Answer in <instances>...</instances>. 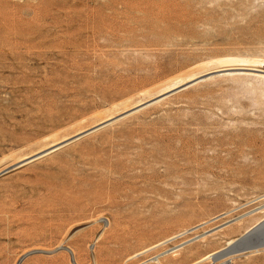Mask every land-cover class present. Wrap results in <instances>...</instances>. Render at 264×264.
<instances>
[{"label":"rangeland","instance_id":"374dc122","mask_svg":"<svg viewBox=\"0 0 264 264\" xmlns=\"http://www.w3.org/2000/svg\"><path fill=\"white\" fill-rule=\"evenodd\" d=\"M257 71L264 0H0V264H264Z\"/></svg>","mask_w":264,"mask_h":264},{"label":"bare ground","instance_id":"6f19581e","mask_svg":"<svg viewBox=\"0 0 264 264\" xmlns=\"http://www.w3.org/2000/svg\"><path fill=\"white\" fill-rule=\"evenodd\" d=\"M252 59V58H251ZM254 59V58H253ZM231 60H233V59H231ZM255 60V59H254ZM229 61V60H228ZM241 70V69H240ZM253 75H255V76H257V77H259V78H261V79H264V72H262V71H257V72H255ZM180 80V79H179ZM261 81V80H260ZM264 81V80H263ZM148 91V90H147ZM163 91V90H162ZM171 92V91H170ZM129 102V101H128ZM139 108V107H138ZM59 145V144H58ZM59 147V146H58ZM47 152H49V150H47ZM46 153V152H45ZM46 154H48V153H46ZM45 154V155H46ZM45 155H40V157H42V156H45ZM38 156V155H37ZM30 160V158H26L25 160ZM32 159V158H31ZM260 209V208H259ZM253 213V212H252ZM257 216H259V214L257 215ZM225 217H227V214H223V215H219V216H216V217H214V218H212L211 219V221H206V222H203V223H201V224H199V225H197V226H195L194 228H192V229H189V230H187V231H185V232H183L182 234H180V235H178V236H175V237H173L172 238V240L174 239V241H171V242H169L167 245H169V244H171V243H175L176 241H178V240H180V239H182V238H185V237H187V236H189V235H185V234H188V233H193V232H197V231H199L200 229H202L203 227H205L206 225H208L210 222H212V221H216V220H220V219H222V218H225ZM252 218V220H256V216H254V218L253 217H251ZM259 218H261V217H259ZM258 219V218H257ZM262 219V218H261ZM251 220V219H250ZM235 222V223H237V219H231V220H228V221H226L224 224H222V225H220L218 228H220V230H222L223 228H227L228 229V227H230L231 225H229V223L230 222ZM260 221V220H259ZM239 222V221H238ZM258 222V221H257ZM261 222V221H260ZM263 222V221H262ZM259 223V222H258ZM233 225V224H232ZM257 225V224H256ZM256 225L254 226V228L256 227ZM233 226H235V225H233ZM232 227V226H231ZM217 228V227H216ZM215 229V228H214ZM230 229V228H229ZM253 229V228H252ZM185 235V236H184ZM178 238V239H177ZM204 238H206V233L204 232V233H202V234H198V235H196L194 238H192V239H189V240H187V241H185L184 243H182V241L181 242H179V243H176V244H174V245H172L171 247H168V248H166L165 250H167L166 252H164L163 254H164V256H167V255H173V254H175L176 253V251L177 252H179V251H181L183 248H185L188 244H190V243H192L194 240H201V239H204ZM177 239V240H176ZM239 240V238H237V239H235V240H228L227 241V243H226V245H227V247H225V248H222L220 251H218V252H214V253H211V254H209L208 256H206V257H204L203 259L201 258V260H199V261H197L196 263H194V264H202V263H205V262H207V261H211V263L213 264V263H215V262H218L219 264H241V256H240V254L237 256V257H233L234 255H232V256H228V257H226V258H224V259H222L221 257H223V256H221L220 257V253L221 252H223V251H225V250H227L228 249V247H230L231 245H233V244H235L237 241ZM160 245H162V244H160ZM160 245H157V246H155V247H153V248H151V249H149V250H145L144 252H142V253H138L136 256H133L132 258H135V257H137V256H139V255H142V254H144V253H146V252H148V251H150V250H152V249H154V248H157V247H159ZM166 245V246H167ZM70 250H71V254L73 255V257L75 258V255H74V251L71 249V248H69ZM258 252H261V251H258ZM257 253V252H256ZM242 254V253H241ZM254 254V253H253ZM260 254V253H259ZM225 255V254H224ZM248 255V254H247ZM246 256V255H245ZM158 256L157 255H155L154 257H152L153 259L154 258H157ZM131 258V259H132ZM16 264H19V263H16Z\"/></svg>","mask_w":264,"mask_h":264},{"label":"built area","instance_id":"2783aa9c","mask_svg":"<svg viewBox=\"0 0 264 264\" xmlns=\"http://www.w3.org/2000/svg\"><path fill=\"white\" fill-rule=\"evenodd\" d=\"M177 252V251H176ZM210 262V261H209ZM211 263V262H210ZM213 264H219L218 262H215V263H213Z\"/></svg>","mask_w":264,"mask_h":264},{"label":"water","instance_id":"95a60500","mask_svg":"<svg viewBox=\"0 0 264 264\" xmlns=\"http://www.w3.org/2000/svg\"><path fill=\"white\" fill-rule=\"evenodd\" d=\"M61 249H65V248H61ZM66 250V249H65ZM73 263H74V261H73Z\"/></svg>","mask_w":264,"mask_h":264}]
</instances>
